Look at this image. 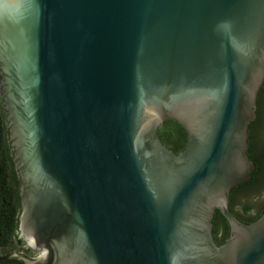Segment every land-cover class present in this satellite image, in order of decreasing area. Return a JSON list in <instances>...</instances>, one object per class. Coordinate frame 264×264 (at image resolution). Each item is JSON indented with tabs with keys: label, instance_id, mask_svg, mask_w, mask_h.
Instances as JSON below:
<instances>
[{
	"label": "water",
	"instance_id": "95a60500",
	"mask_svg": "<svg viewBox=\"0 0 264 264\" xmlns=\"http://www.w3.org/2000/svg\"><path fill=\"white\" fill-rule=\"evenodd\" d=\"M263 84L264 0H0L23 241L0 261L264 264V213L229 206L255 171ZM166 120L187 134L178 154Z\"/></svg>",
	"mask_w": 264,
	"mask_h": 264
},
{
	"label": "trees",
	"instance_id": "16d2710c",
	"mask_svg": "<svg viewBox=\"0 0 264 264\" xmlns=\"http://www.w3.org/2000/svg\"><path fill=\"white\" fill-rule=\"evenodd\" d=\"M258 125L259 131L256 130ZM158 134L162 143L177 154L186 147L187 134L185 130L172 120H166L159 127ZM256 143L262 148L261 156L258 159L251 155L252 148ZM248 156L255 164L252 178L235 187L230 195L240 193L243 196H252L259 190H264V84L258 96L257 118L249 127ZM258 208V214L255 217L242 222L251 224L256 221L264 213V202ZM251 209L252 206L246 202L243 212L247 213ZM20 210L19 182L7 144L5 120L0 103V249L5 250V254L11 252L17 244ZM230 212L232 213V208H230ZM212 224L215 242L222 245L230 236L229 224L218 210L214 214Z\"/></svg>",
	"mask_w": 264,
	"mask_h": 264
},
{
	"label": "flooded vegetation",
	"instance_id": "af4514ba",
	"mask_svg": "<svg viewBox=\"0 0 264 264\" xmlns=\"http://www.w3.org/2000/svg\"><path fill=\"white\" fill-rule=\"evenodd\" d=\"M259 128H260L259 125L256 126L257 131L260 130ZM261 153H262V148H260V145L258 143H256L252 148L251 155L255 159H258V158H260ZM13 167H14V165H13ZM249 197H251V196H243L240 193H234L233 195H230V205L229 206H230V208H232V213H233V215L238 217L243 222L249 221V219L255 217L258 214L259 208H254V206L249 201L250 200ZM246 202H249V204L252 206V209L247 213L243 212V207L246 204ZM21 244H23V241L19 240L17 237V244H16L15 248L11 250V252L14 251L16 248H18ZM4 251L5 250L0 249V256L5 255ZM21 253L28 255V256H34L33 253H31L30 251H28L26 249L22 250ZM0 264H18V262H16V261H0Z\"/></svg>",
	"mask_w": 264,
	"mask_h": 264
},
{
	"label": "rangeland",
	"instance_id": "374dc122",
	"mask_svg": "<svg viewBox=\"0 0 264 264\" xmlns=\"http://www.w3.org/2000/svg\"><path fill=\"white\" fill-rule=\"evenodd\" d=\"M250 198L251 204L254 206V208H258L259 205H261L264 202V190H259L255 194H253Z\"/></svg>",
	"mask_w": 264,
	"mask_h": 264
}]
</instances>
